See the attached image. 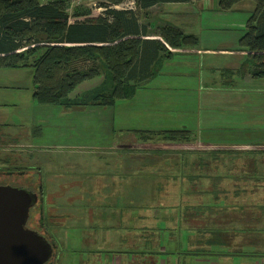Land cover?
Masks as SVG:
<instances>
[{"label": "crops", "instance_id": "0c3cea01", "mask_svg": "<svg viewBox=\"0 0 264 264\" xmlns=\"http://www.w3.org/2000/svg\"><path fill=\"white\" fill-rule=\"evenodd\" d=\"M246 21L247 18L223 23L232 31L223 35L235 42ZM200 22L203 24V19L195 30L201 36L200 46L166 60L159 77L138 90L134 99L114 108L66 110L38 106L33 101L31 70H0V166L12 159L19 160L14 164L25 166L42 162L52 166L56 163L52 164L53 156L60 158L56 163L59 166L72 164L71 160L73 165H103L104 155L94 159L81 155L83 160L76 162L64 157L65 150L78 154L81 149L98 148L114 157L121 150L131 153L125 157L128 160L122 179H113L117 182L114 190L123 192L114 197V211H106L103 200L97 207L89 205L88 191L80 196L84 199H72L83 188L77 189V195L68 191L57 194L71 196L72 204H67L61 213L66 218L65 230L86 231L81 241H93L82 245L95 249L87 256L76 255V246L65 239L71 248L65 264H264V99L253 104L250 101L264 97V80H252L247 70L249 63L243 62L246 52L239 48L214 51L205 46L214 41L210 37L214 35L203 27L201 30ZM172 67L175 73L170 71ZM206 68L211 71L208 80ZM226 68L233 69L229 75L236 80L225 77ZM237 71H241L240 75ZM101 78L79 85L71 99L99 87L103 80L99 85L95 82ZM254 81L255 89L250 87ZM181 94L195 95L186 99ZM186 101L194 105L192 120L180 125L181 129H170L184 122L177 113L190 115L189 110L177 109V102L182 107ZM169 105L177 107L170 109ZM248 107L258 108V113H250ZM219 111L221 115L217 117L223 120L224 128L215 130L213 124ZM250 119H257L251 135L246 125ZM164 130H188L193 136L183 142L185 145L175 144L174 148L164 140H153L148 145L138 141V131ZM116 134L117 141L113 139ZM102 137L106 139L100 145ZM139 149L145 154H137ZM65 166L61 175L67 183V172L79 168ZM99 168L96 166L95 171ZM34 170H40L41 178L49 171ZM78 174L83 176V172ZM99 180L107 181L106 189L109 188L111 176ZM46 186L50 196L56 197V188L50 181ZM151 198L156 200L151 202ZM99 230L106 234L111 230L112 236L101 239ZM99 241L103 244L99 245ZM106 245H115V249H101ZM250 248L253 252L247 253ZM56 255L54 252V258Z\"/></svg>", "mask_w": 264, "mask_h": 264}, {"label": "trees", "instance_id": "16d2710c", "mask_svg": "<svg viewBox=\"0 0 264 264\" xmlns=\"http://www.w3.org/2000/svg\"><path fill=\"white\" fill-rule=\"evenodd\" d=\"M124 1L104 0L101 3L104 12L92 17L93 11L84 8H77L71 16L68 0H49L47 3L42 0H0V70H32L33 101L38 106L66 110L114 108L134 99L138 90L159 77L166 60L200 46L201 36L195 31L180 29L155 17L152 22L142 23L141 18L153 16L155 7L212 3L213 12L239 15L245 10H237L238 6L253 3V8L245 11L249 13L247 21L235 44L247 53V70L252 80H264V0H135L133 9L124 7ZM72 17L74 22H71ZM200 19H203L204 31L223 34L224 29L216 28L220 25L216 17L208 23L205 16ZM225 71L226 78L236 80L229 75L233 69L226 68ZM237 73L240 75L241 71ZM98 77L103 78L99 87L71 99L79 85ZM136 133L138 141L146 145L153 140L172 144L185 142L193 136L188 130ZM137 154L145 152L139 149ZM7 172L0 170L2 184L10 182L4 177ZM46 230L52 240L46 233H39H44L55 244L51 231ZM80 232L83 237L86 231ZM81 246L84 248L79 255L95 251L92 246Z\"/></svg>", "mask_w": 264, "mask_h": 264}, {"label": "rangeland", "instance_id": "374dc122", "mask_svg": "<svg viewBox=\"0 0 264 264\" xmlns=\"http://www.w3.org/2000/svg\"><path fill=\"white\" fill-rule=\"evenodd\" d=\"M49 0H42L43 3H47ZM104 0H68V2L70 3L69 5V13L71 16H73L75 10L77 8H84V9H91L93 11L92 17H97L99 15H101L104 12V8L101 7V3ZM135 0H125L123 4H125V6L127 7H131L133 6L131 2H134ZM135 3V2H134ZM210 4V5H208ZM208 5V6H207ZM190 3V5H183L181 6V4L176 5V7L174 6H166V7H155L153 16L150 15L148 19H143L141 18V22L146 24V21L152 22L153 18H158L160 21H163V23L166 24H172L180 29H184V30H191L192 32H194L196 30V25L198 24L197 22L200 21L198 19H200V17L205 16V22L208 23L209 21H212V17H216V21L219 24L216 25V28H222V29H229V30H224V33L227 32L228 35H230L232 33L231 28H227L224 27L223 23L225 22H229L232 20H235L237 22H242L245 21L246 16H248L249 13L246 14V12H248L250 9L253 8L254 4L253 3H242L241 6H238L236 9L237 10H245L239 13V15H236V13H234L236 16H232L233 14H220V12H213L212 10H214V4H213V9L212 8V3ZM135 6V5H134ZM133 6V7H134ZM240 8V9H239ZM117 9H123L121 7H117ZM189 15V16H188ZM245 15V16H244ZM198 16V17H197ZM220 16H223L224 19H219ZM194 20V21H193ZM75 18L72 17L71 22H74ZM204 22V23H205ZM196 23V24H195ZM222 25V26H221ZM239 25V24H237ZM201 30L202 28V22H200L199 24ZM185 27V28H182ZM188 27V29H187ZM190 27V28H189ZM154 30V28H153ZM200 30V31H201ZM208 32V31H206ZM208 34H210L208 32ZM211 35L214 36H210L213 37L214 41H212L211 43H205L203 45L205 46H209L211 47L214 51L217 50H232V51H236L235 49L237 48V45L235 44L234 40L232 38H228L225 37L223 34H219V33H211ZM226 35V34H225ZM239 55V54H238ZM236 57V56H235ZM222 59V58H219ZM246 58H243V62H245ZM213 64H216V62H214ZM189 66L194 65V64H188ZM233 65L237 66V62L236 60L233 61ZM173 69H170V71L175 73L176 68L172 67ZM31 73H33V71L31 70ZM208 73H211V71H208L207 68L205 70V79L208 80ZM19 74V73H17ZM171 74V73H170ZM100 78V77H98ZM102 79H100V81L95 82L97 85L101 84ZM160 81H162V79H159ZM212 83H216L214 81H212ZM189 84V83H188ZM255 81L254 84H251L250 87L255 89ZM195 94H188V95H183L181 94V96L185 97L186 99H191L194 97ZM179 96V97H181ZM172 96H169V99H171ZM264 99L263 95H260L259 97H254V98H250L251 104H253L254 102H258L260 100ZM235 103V101H234ZM177 106H179V108H177L178 110H189L190 111V115H186L185 113L181 112L177 113V116L180 117L179 120H183V124H179V126H175V125H171L170 129H176V128H180L182 126L180 125H184L186 121H191L193 118V114H192V108H194V105L191 104L189 105V101H186L185 105H183L182 107H180V103L177 102ZM176 105H169L170 109H176L177 107ZM121 108V107H120ZM250 113L253 114H257L258 113V108H247ZM252 109V110H250ZM196 110V107H195ZM261 111V109H260ZM217 115H221V112L219 111L218 114L215 115V122L213 124V128L215 130H221L224 128V122L223 120L220 119V117L218 118ZM182 117V118H181ZM256 121L257 119H250L247 121L246 125L249 127V131H250V135L252 133L251 130H253L256 126ZM181 129V128H180ZM107 130L105 129V134H107L106 132ZM101 135V134H100ZM204 137V136H203ZM91 139V138H90ZM106 137H102L101 139H99L98 144H102L105 141ZM113 139L115 141H117L119 139V136L116 134V136L113 137ZM247 140H252V138L247 139ZM252 141H250L249 143H251ZM167 144H171L170 142H167ZM185 145L183 144V142H176L174 144H171V146H176V145ZM87 149L83 150L81 149L79 151V153L77 154L75 153H69L68 151L70 150H65L62 153H64V157L68 158V159H73L76 162H80L81 160V155H83V157L85 158H92L94 159L96 157V155H104V157L102 158L103 161V165H96L97 167H100L97 171H95V165H73V161L71 160L70 162L72 164H66V169H74V167H77L79 169L78 172H75L76 170H74L71 173H68L67 170V183H64L65 181L63 180V176L61 175V172H63V164H61V166H59L58 164H56L57 162L60 161V158L58 156H53L51 158L52 164L56 161V163L52 166H47L46 164H44L42 161H44V159H40V161L42 163L38 164V165H23V164H14L15 162L19 161V160H15L12 159V161H9L8 163H5L3 165L0 166V170H7L8 172H10L11 174H9L11 176V178L13 180H10L9 182V186L15 187V188H20V189H26V185L23 183V181H26L27 179H32L33 182H37L39 185H41V190L43 192V196H44V219H45V223H46V227L49 231H51V234L54 236V238L56 240L55 241V246L56 248L54 249V252L56 250V258H54V256L52 257V263L53 264H65L64 258L66 255H68L71 251L70 245H66L65 244V239L69 240L72 242L73 246H76V251L75 254L79 255L82 252V249L84 248L83 246H81L82 244L85 243H90L91 241L87 240H83L81 241V232L80 230H75V229H67L65 230L64 226L66 223V218L63 214L65 212V208L66 205H70L71 203V196L68 195L69 197H65L63 196H59L57 194L59 193H63V191H68L70 194L72 195H77V189L79 188H83L84 191H82L81 189H79V193L77 196L72 197V199L75 198V200H81L83 197H80L83 194H88L85 191H88L90 193V195H88V197H90V203L89 205H93V207H97L98 205H100V200L102 201V205L105 207L106 211H114L116 209L115 203H114V197L121 195L123 192H118L114 190V185L117 182H114V178L117 180H121L122 179V173L123 170L125 169L126 166V162L128 160L125 159L126 155H129L131 153H129L128 151H124L121 150L120 155L119 156H111L112 154H106L103 150L98 149V148H91V150L86 151ZM251 153V152H250ZM251 156V155H250ZM125 159V160H124ZM85 160V159H84ZM61 161H63L61 159ZM22 165V166H21ZM44 166V167H43ZM49 169V171H46V169ZM26 170L27 172H22L19 170ZM34 169H41L42 172H44L42 174V178H41V174L39 170H34ZM83 172V176L79 175L78 173H82ZM90 173H96L95 175H92L90 177H88V174ZM107 176H111V180H109L108 182V189L106 186V182L107 181H100L99 179L105 178ZM4 177H7L4 175ZM19 178V180L17 179ZM79 179L77 182H75V179ZM92 179L91 181L88 182V179ZM86 179V180H85ZM50 181V184L56 188L55 191V195H57L56 197L50 196L51 194H49V191L47 190V186H46V182ZM0 184H2L0 182ZM29 186H32L29 184ZM66 187L68 190H66ZM54 193V192H53ZM52 193V194H53ZM75 193V194H74ZM126 194H128V191L126 192ZM106 196V197H105ZM92 197V198H91ZM85 198V197H84ZM83 198V199H84ZM156 200V198H151L150 201L154 202ZM77 204H80V201H76ZM91 224H93V222L91 221ZM57 225V227L54 229L52 226ZM40 230V229H39ZM41 231V230H40ZM99 236L101 239H104L106 237H111L112 236V232L111 230L109 234L104 233L103 230H99ZM42 232V231H41ZM44 232V231H43ZM47 230L45 231L46 235H47ZM55 235L57 237H55ZM92 235V234H90ZM48 236V235H47ZM90 238V237H88ZM77 242V243H76ZM115 242V241H114ZM99 245H102L103 242L99 241L98 242ZM113 244V242H112ZM104 251L106 250H113L115 249V245L113 247H111L110 245H106L103 246ZM253 249L250 248L247 250V253H252ZM110 253L106 252V255H109ZM86 256H87V252H86Z\"/></svg>", "mask_w": 264, "mask_h": 264}, {"label": "water", "instance_id": "95a60500", "mask_svg": "<svg viewBox=\"0 0 264 264\" xmlns=\"http://www.w3.org/2000/svg\"><path fill=\"white\" fill-rule=\"evenodd\" d=\"M33 203L26 189L0 185V264H46L54 256L56 246L26 226Z\"/></svg>", "mask_w": 264, "mask_h": 264}, {"label": "flooded vegetation", "instance_id": "af4514ba", "mask_svg": "<svg viewBox=\"0 0 264 264\" xmlns=\"http://www.w3.org/2000/svg\"><path fill=\"white\" fill-rule=\"evenodd\" d=\"M9 174H11V173L7 172L5 174V176H7V177H5V178L13 180ZM17 179L19 180V178H17ZM23 183L27 187L26 190L29 191L34 197V203H33V206L30 210V216L27 220L26 226L28 229L33 230V231L40 232V230H41L42 232L43 231L45 232L46 228H47L46 223H45V221L42 222V219H44L43 215H44L45 200H44L43 192L40 189L41 185H39L37 182H33L31 178L27 179L26 181H23ZM29 184L32 186H29ZM0 185H8V184H0ZM51 260L46 264H53L51 262Z\"/></svg>", "mask_w": 264, "mask_h": 264}, {"label": "built area", "instance_id": "2783aa9c", "mask_svg": "<svg viewBox=\"0 0 264 264\" xmlns=\"http://www.w3.org/2000/svg\"><path fill=\"white\" fill-rule=\"evenodd\" d=\"M132 3V5L134 6L135 5V3L134 2H131ZM124 7H126L127 9H133L134 7L133 6H131V7H127V6H125V4L123 5ZM117 7H121V6H115L114 8H117ZM122 8V7H121Z\"/></svg>", "mask_w": 264, "mask_h": 264}]
</instances>
